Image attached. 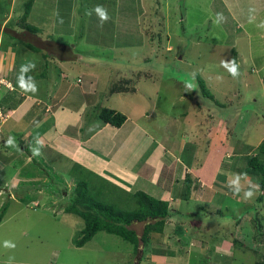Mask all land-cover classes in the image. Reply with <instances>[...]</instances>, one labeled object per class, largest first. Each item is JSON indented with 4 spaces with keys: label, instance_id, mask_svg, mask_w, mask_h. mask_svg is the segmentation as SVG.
I'll return each instance as SVG.
<instances>
[{
    "label": "rangeland",
    "instance_id": "obj_1",
    "mask_svg": "<svg viewBox=\"0 0 264 264\" xmlns=\"http://www.w3.org/2000/svg\"><path fill=\"white\" fill-rule=\"evenodd\" d=\"M26 1L0 0V29H4L0 58L5 48L14 58L15 51L22 60L40 57L28 54L19 42L15 46L13 33L6 31L15 29L21 41H36L35 34L19 29ZM35 4L28 22L39 28L41 41L51 39L58 46L52 48L55 59L48 61L61 71L59 79L65 85L59 94L68 104L74 93L69 96L68 85L73 82L76 91L97 101L93 108L114 105L132 117L144 106L145 112L152 110L149 124L160 127H167L161 114L180 116L174 123L181 161L192 166L197 162L193 171L205 184L214 180L224 187L207 186L201 192L192 182L185 190L177 187L176 194L165 191L162 199L169 203L171 216L163 234L153 235L143 253H135L130 243L105 232L76 248L72 240L83 221L59 210V204L65 202L60 191L71 192L77 181L65 165L56 171L38 157L34 158L38 165L32 162L23 173L15 162L18 140L11 132L0 145V264H264V190L244 200L243 192L236 196L227 187L230 174L239 173L245 157L256 152L251 149L264 140V29L257 27L264 21V0H36ZM96 5L107 9L110 17L103 27L95 13L85 15ZM217 13H223L226 21L214 23ZM250 17L255 18L250 22ZM7 54L0 60L3 86L9 68L11 74L16 70V62L8 67L13 59ZM72 55L79 58L67 75L61 64L71 63ZM233 59L240 72L235 79L221 66L222 60ZM17 66L16 75L21 65ZM51 71L49 78L54 80ZM116 71L132 80L117 83ZM76 76L81 83L75 84ZM196 77L205 82L210 97L203 95ZM189 83L192 89L187 88ZM14 85L19 88L16 80ZM124 86L133 92L119 94L118 103L111 90ZM35 94L45 97V91ZM11 95L7 102L14 100ZM9 137L16 141L14 146H7ZM143 189L155 198L163 193L151 185ZM142 226L134 227L139 236ZM5 242L14 247H6ZM220 242L221 247L215 248ZM169 250L176 254L152 259L154 253Z\"/></svg>",
    "mask_w": 264,
    "mask_h": 264
},
{
    "label": "crops",
    "instance_id": "obj_2",
    "mask_svg": "<svg viewBox=\"0 0 264 264\" xmlns=\"http://www.w3.org/2000/svg\"><path fill=\"white\" fill-rule=\"evenodd\" d=\"M35 2L36 0H34V5H36ZM116 4L120 5L121 3L118 2ZM36 28L39 29L38 27ZM1 31L4 33V29L1 28L0 32ZM6 31H11V33H13L11 35L16 37V40L15 38H13V40L15 41V46H17L19 42L17 41V36L20 33L10 28H7ZM9 38L6 37V39ZM39 41H41V39L38 35H36L35 42L31 40L25 41L40 49L39 52H33L23 47L27 50L28 54H39L40 57H34L36 61L17 58V51H15L14 58L12 50L6 51L7 48L1 51L3 54L0 58V60L3 61L5 55L9 53L13 60H10V62H12L11 64L7 63L9 65L8 67L16 62L14 74L10 73L12 71L11 67L9 68L10 71L8 69V75L6 74L7 78H5L6 83L10 86H0V92L2 93H0V145L4 144L5 137H7L9 133L15 132V139L18 140V144H16L15 141L17 145L15 149L18 148L19 151L17 153L15 152V162H17V165H20V170H22L23 173L25 169L29 168L28 165L32 164V158L38 157L43 161L45 159L44 162L47 161L51 169L53 168L56 170L58 168L59 170L57 169L56 171L60 172L62 171L60 169L61 165L68 167L65 169L67 173L72 171L71 168L74 165H79L98 177L113 182L120 188H124L128 192L135 190L146 193L143 189L146 185L158 187L163 192L161 196L158 195V199H162L163 195L165 196L166 194H176L177 187L182 189L183 185H185L184 182L187 176V184H190L189 182L196 183L201 192L205 191L207 186H209L208 189H210V187L217 184L214 180L210 181L211 186L202 181L199 173L193 171V169L199 167L197 162H194L192 166L190 163L187 164V162L184 163L181 161L182 156L177 152L179 141L178 137L175 136L177 127H175L174 123L178 117L170 116L169 114H161L160 116L166 119L167 127L149 124L151 121L149 116L152 110L148 108L149 112H145L144 110L146 108L142 106V111L139 115L136 113L131 117L122 112L126 115L127 120L120 128H114L110 125L102 124V122L96 118V113L91 111L100 107L95 106V108H93L97 101L93 100L91 97L88 98V95L83 93L82 90L81 92L76 91V85H73V82L70 83V85L67 84L72 87L69 96L74 92L72 102L68 104L63 94H59L62 92L65 85V80L62 81L59 79L61 71L57 69L58 66L54 61H48L52 58L55 59V56H52V48L53 46H58L53 45V40L51 39L41 41L42 44H40V46L38 44ZM14 43H12V45ZM60 49H62V47H60ZM45 54H48L49 58H45ZM71 57H74V55ZM75 57L79 56L75 55ZM71 60V63L65 62L61 64L62 68H66L67 75L71 72L69 68L77 61L76 59ZM26 62H34L36 64V68L33 71L34 74H41L40 70H43L42 74L44 76L40 78L42 81L38 79L35 81L38 86V91L36 93L40 92V94H42L45 91V97L38 96V94H28L23 91L19 85V88L15 87L14 83L15 80L17 81L18 77V75L15 74L18 68L17 65ZM2 65L3 64L0 63V70H2ZM47 69L50 70L47 71ZM51 69H53V72L55 71L54 80L51 76L49 78V72H52ZM35 70L37 71L35 72ZM76 77L74 78L75 84L81 83L80 78ZM43 83L47 85L42 86L41 84ZM75 92L79 93V95L76 94L74 96ZM10 94L13 95L12 99L14 100L7 102L5 98L10 97ZM119 94L121 93L112 94L118 96V103L121 102ZM1 103L3 104L2 106ZM104 107L119 111L114 105H105ZM90 128L92 130H89ZM183 134V137L187 138L184 132ZM37 139L41 141V154L39 156H33L32 154L28 156L25 153V145L32 143V145H30L31 149L36 146ZM205 171L206 169L203 171L204 174ZM35 172L39 175L41 174L39 170ZM55 173L58 174L59 172ZM22 178H25L24 174ZM71 178L73 181H77L76 178ZM139 182L140 184L138 185ZM181 196L182 195H180V197ZM10 198L11 195L9 196V199ZM209 206L211 207L210 204ZM221 245L220 242L219 246H214L218 249ZM184 247L185 246L182 248ZM171 254L176 253L174 251H170V253L162 252L161 254L154 253L152 259L162 258V255L168 257ZM164 259L165 258L161 260Z\"/></svg>",
    "mask_w": 264,
    "mask_h": 264
},
{
    "label": "trees",
    "instance_id": "obj_3",
    "mask_svg": "<svg viewBox=\"0 0 264 264\" xmlns=\"http://www.w3.org/2000/svg\"><path fill=\"white\" fill-rule=\"evenodd\" d=\"M33 5L34 0H27L23 4L19 29L37 35L39 29L28 22V16ZM17 41H19L23 47L33 52H39L40 50L31 43L21 41L18 38ZM234 49L233 53L235 54ZM44 56L45 58H49L48 54H45ZM75 58L79 57L74 56L69 59ZM116 73H119V75H117L119 78L117 79V83L132 80H126L128 77L123 76L125 73L121 74L119 71H116ZM29 75L33 76L35 80L43 78L44 76L42 72L41 74H34L33 71L30 72ZM196 79L200 88L203 89V95L210 97L211 95L205 89V82L199 77H196ZM111 92L130 93L133 92V88L130 89L124 86L123 89L113 88ZM95 113L96 118L99 121L114 128H120L127 120L125 114L108 107H98L95 109ZM24 149L25 153L29 156L30 153L28 152V146L24 147ZM251 150L253 153L256 152L254 154H248L245 157V164L242 168L238 169V172L247 173V176L252 177L254 181L256 179L255 183L257 182L260 186V190L263 191L264 140L258 144L255 150ZM32 162L38 165V162L34 160V158H32ZM71 174L77 179L74 190L67 193L66 189H62L60 192L65 193V195L63 196L59 193L58 197L63 196L65 201L64 203L62 202L59 204V210L68 214H73L83 221V228L76 233L72 240V245L74 247L82 248L85 244L90 242L96 234L99 232H105L110 235L118 236L123 241L130 243L134 247L135 253L139 251L143 253V246L151 241L153 235L163 234L166 221L171 216L170 205L166 200L155 198L142 191H135L133 193L125 191L113 182L98 177L79 165L73 166ZM187 182L188 176L185 179V185L182 187L183 190L191 185V182H189L190 184H187ZM215 186H218L219 189L224 187L219 184H216ZM118 192L121 193V195ZM181 197L184 199V194ZM133 203H135V208H130ZM217 212L220 211L217 210ZM139 224L143 225L140 236L134 229V227ZM233 243H241V241L234 240Z\"/></svg>",
    "mask_w": 264,
    "mask_h": 264
},
{
    "label": "clouds",
    "instance_id": "obj_4",
    "mask_svg": "<svg viewBox=\"0 0 264 264\" xmlns=\"http://www.w3.org/2000/svg\"><path fill=\"white\" fill-rule=\"evenodd\" d=\"M254 11V10H250ZM95 13L96 17L99 20V26L103 27V25L110 19L108 15L107 9H105L101 5H96L94 8L86 10L85 15L88 17H91ZM255 17H250V22ZM226 18L224 17L223 13H217L216 18L214 20V23L219 24L221 22H225ZM258 28L264 29V21L259 23L257 25ZM221 66L224 67L229 74L235 79L238 78L240 75L239 72V65L236 63L235 59L233 60H222ZM36 68V64L34 62H26L21 64L19 69V74L17 77V82L20 88L25 92H31L35 94L38 91V86L36 84L35 78L33 76H30L29 73L32 72ZM217 80H222V76H217ZM9 85L5 83L4 86ZM1 86V83H0ZM10 86V85H9ZM194 86L193 84L189 83L187 84L188 89H192ZM89 130H92L91 128ZM7 146H14L15 141L14 138L9 137V139L6 142ZM41 147V141L39 139L36 140V146L32 149V155L33 156H39L41 154L40 152ZM243 182V183H242ZM245 184L247 187L245 188ZM227 187L229 190L233 193V195L239 196L241 192H243V199L244 200H250L252 199L257 192L260 191V186L258 183L253 182L248 176L247 173H233L230 174V179L228 182ZM5 246H11L14 247V245H9L8 242H5Z\"/></svg>",
    "mask_w": 264,
    "mask_h": 264
}]
</instances>
